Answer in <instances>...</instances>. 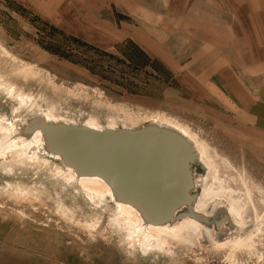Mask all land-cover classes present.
I'll use <instances>...</instances> for the list:
<instances>
[{
	"label": "rangeland",
	"instance_id": "1",
	"mask_svg": "<svg viewBox=\"0 0 264 264\" xmlns=\"http://www.w3.org/2000/svg\"><path fill=\"white\" fill-rule=\"evenodd\" d=\"M111 5L0 0V264H264V14H232L205 35V50L181 69L199 80L189 90L132 39L103 49L75 33L91 13L126 21ZM171 36L174 53L182 41ZM191 47L176 52L179 61ZM37 113L99 130L157 124L182 133L206 152L209 162L200 160L211 171L195 208L228 206L230 241L218 245L189 223L183 238L141 232L106 188L80 182L40 142L15 147V122Z\"/></svg>",
	"mask_w": 264,
	"mask_h": 264
},
{
	"label": "water",
	"instance_id": "2",
	"mask_svg": "<svg viewBox=\"0 0 264 264\" xmlns=\"http://www.w3.org/2000/svg\"><path fill=\"white\" fill-rule=\"evenodd\" d=\"M41 114L15 122L17 128L8 138L18 139L21 128L27 129V141L36 132L42 133L37 148L44 155L56 157L78 178L104 182L112 193V203L133 207L146 224L173 227L189 219L214 234L218 245L230 241L235 219L228 206H215L211 213L195 208L202 194L200 185L211 171L185 135L157 124L97 130L84 124L54 123ZM162 160L170 166H164Z\"/></svg>",
	"mask_w": 264,
	"mask_h": 264
},
{
	"label": "crops",
	"instance_id": "3",
	"mask_svg": "<svg viewBox=\"0 0 264 264\" xmlns=\"http://www.w3.org/2000/svg\"><path fill=\"white\" fill-rule=\"evenodd\" d=\"M94 1L104 2L105 5L110 2L111 7V4H114L115 8L126 16V21L116 20L111 14L91 13L85 15L83 21L78 23L75 29L76 34L83 35L89 43H94L103 49H110L121 44L125 39H132L151 56L164 62L167 67L175 68L177 74L181 76L183 74L181 69L193 65L197 59V52L205 50V42L209 41L205 35L213 32L220 25H230L232 14H238L236 21L242 18L241 14H244L243 17L248 14H257V16L264 14V0ZM99 9L104 11L105 7H97V10ZM173 33L180 35L179 38L182 41L181 46L176 44L178 49L174 48V53L171 52L172 48L168 43ZM190 46L192 51L189 57L184 62L179 61L176 52L189 49ZM201 64L203 66L202 62L199 63ZM187 74L191 76V71ZM192 75L193 82H189L182 76L184 77L182 83L189 90L196 88L195 84L199 81L195 74L192 73ZM209 82L215 83L213 78ZM199 85L206 92H209L208 88L216 91L213 86L204 85L201 82Z\"/></svg>",
	"mask_w": 264,
	"mask_h": 264
},
{
	"label": "bare ground",
	"instance_id": "4",
	"mask_svg": "<svg viewBox=\"0 0 264 264\" xmlns=\"http://www.w3.org/2000/svg\"><path fill=\"white\" fill-rule=\"evenodd\" d=\"M45 116V115H44ZM46 117V119L48 120V121H50L49 119L50 118H48L47 116H45ZM88 127H90V128H93V129H97L95 126H88ZM24 129V128H23ZM20 130H22V128L20 129ZM27 130V129H26ZM26 130H22V131H20V133H18V135H19V140H14V141H16L14 144H15V147L16 148H18V145H19V143H18V141H27L30 137H28L27 136V134L25 133L26 132ZM97 130H99V129H97ZM41 138H42V133H40V132H36V134L32 137V139L30 140L32 143L33 142H40V140H41ZM40 139V140H39ZM30 141H28V142H30ZM10 144V143H9ZM10 146H12V144L10 145ZM196 147V146H195ZM196 150H197V152H198V155H199V158L204 162V164L206 163H208L209 162V160L207 159V155H206V152L201 148V147H196ZM56 158V157H55ZM58 159V158H57ZM163 161V163H164V166H170V164H169V162L167 161V160H162ZM72 174H73V176H75V174L72 172V170H70V169H68ZM76 177V176H75ZM77 179L80 181V182H82V183H84V184H88V183H94V184H97V185H101V186H103L104 188H106L108 191H109V193H110V195H111V197L113 198V196H112V193L110 192V190H109V188L106 186V184H104V182H102L101 180H99V179H97V178H78L77 177ZM177 185V184H176ZM181 184L180 183H178V187L180 186ZM172 190V189H171ZM208 194V196H210L211 194H216L215 193V191H212V192H208L207 193ZM212 196V195H211ZM214 197H216V196H214ZM116 202V201H115ZM201 202V201H200ZM115 204H117V203H115ZM118 205V207L121 209V210H123V211H125V213H129V214H131L138 222H139V224H140V231L141 232H143V231H148V232H150V233H153V234H156V235H158V234H160V233H165V234H174L175 235V237L176 238H183V236L182 235H180L179 233L180 232H182V231H187V230H189V225H192V227H193V229L197 232V231H199V230H201V227L197 224V223H195V222H192V221H190V220H187V221H185L186 223H182V224H180L178 227H175V228H167V227H158V226H152V225H149V224H146L143 220H142V218L140 217V214L133 208V207H131V206H129V205H126V204H122V203H118L117 204ZM201 206V205H200ZM203 206H204V204H203ZM201 209V208H200ZM202 209H203V207H202ZM231 212H232V214L233 215H236L235 214V211L232 209L231 210ZM187 223H189V225L187 224ZM153 244H154V242H150L149 243V245L150 246H153Z\"/></svg>",
	"mask_w": 264,
	"mask_h": 264
}]
</instances>
